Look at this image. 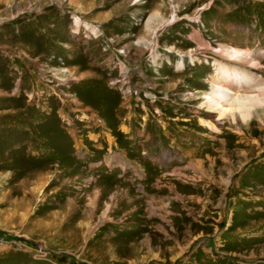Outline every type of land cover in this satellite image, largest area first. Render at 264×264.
I'll use <instances>...</instances> for the list:
<instances>
[{
  "label": "rangeland",
  "instance_id": "1",
  "mask_svg": "<svg viewBox=\"0 0 264 264\" xmlns=\"http://www.w3.org/2000/svg\"><path fill=\"white\" fill-rule=\"evenodd\" d=\"M219 44L264 93V0H0V264H264V113L188 101Z\"/></svg>",
  "mask_w": 264,
  "mask_h": 264
},
{
  "label": "bare ground",
  "instance_id": "2",
  "mask_svg": "<svg viewBox=\"0 0 264 264\" xmlns=\"http://www.w3.org/2000/svg\"><path fill=\"white\" fill-rule=\"evenodd\" d=\"M197 38L201 41L200 37ZM260 55L264 56V53H260ZM215 56L221 59V61L216 59V61L214 59L212 61L215 76L211 75L205 81L197 83L201 88H208V91L191 93L188 99V101H192L190 103L194 104L196 111L204 114L203 117H199L200 124H204L213 132L219 130L216 122L221 118L228 117L231 124H236L237 119L247 122L256 113H254L255 108H260L264 113V93L247 96L246 91L250 87L254 88L252 86L255 82L254 74L247 67L261 69L257 57L255 58L254 54L247 50L223 44L218 45ZM235 64L245 66L247 71ZM183 66V62L178 63V68ZM214 118H216L215 121H209ZM249 126L246 124L247 128H250ZM97 196L98 193H95L94 198L97 199ZM106 207L108 209L109 205ZM160 236L167 237L164 236V233H160Z\"/></svg>",
  "mask_w": 264,
  "mask_h": 264
}]
</instances>
